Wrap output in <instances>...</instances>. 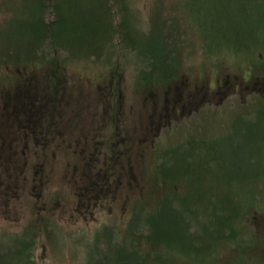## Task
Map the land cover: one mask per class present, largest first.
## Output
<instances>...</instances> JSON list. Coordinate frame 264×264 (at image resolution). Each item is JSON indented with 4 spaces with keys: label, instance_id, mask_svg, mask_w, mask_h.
<instances>
[{
    "label": "rangeland",
    "instance_id": "374dc122",
    "mask_svg": "<svg viewBox=\"0 0 264 264\" xmlns=\"http://www.w3.org/2000/svg\"><path fill=\"white\" fill-rule=\"evenodd\" d=\"M20 1L0 0V101L20 62L72 100L47 152L0 111L4 254L28 238L36 264H264V0H128L113 38L98 0H59L45 36Z\"/></svg>",
    "mask_w": 264,
    "mask_h": 264
},
{
    "label": "flooded vegetation",
    "instance_id": "af4514ba",
    "mask_svg": "<svg viewBox=\"0 0 264 264\" xmlns=\"http://www.w3.org/2000/svg\"><path fill=\"white\" fill-rule=\"evenodd\" d=\"M4 60L0 58V68H8L10 70L11 67L7 66ZM16 66L22 68V70L19 68L20 70L16 71L21 79L15 83L11 94L2 97L0 101V111H13V125H15V129L14 132L11 133L18 137V139L16 137V140H20L19 142L23 144V149L27 148V145L31 142V147L34 151L37 149L40 150L41 148L42 152H47L48 143L50 142L51 144L52 138L57 137L59 132L63 134L68 133L69 130L67 125L70 122L69 119L66 121V116L71 106L70 100L72 99L70 92L67 91L64 86L66 80L64 77L60 78L57 76L56 72L52 70L50 66H43L40 71L35 69L29 71L27 68L30 66H26L25 64ZM3 85L4 80L0 82V87L2 86V91L0 90V93H5L7 89L4 88ZM113 92L115 94V90ZM190 97L191 96L188 98ZM201 99L195 100L199 101ZM192 103L194 104V102ZM197 109L198 105L196 103L195 111H197ZM60 110L63 111L60 113ZM178 114L182 115V112L180 111ZM115 116L116 113H113L111 121L113 118H116ZM74 117L79 119L78 113H75ZM162 117L163 113L161 114V118ZM94 120H96V115H94ZM116 122L117 120L115 119V124ZM81 123L84 126V122L82 121ZM61 124H63L65 128L61 129ZM116 131L117 136H119V129L117 127ZM76 132L85 134L86 131L85 129L80 131L78 128ZM84 144L86 146V142ZM2 146L3 145L0 147ZM95 184L97 185V183ZM149 259L150 258H147L146 261H148L144 263L152 264ZM103 264L106 263L104 262ZM157 264L161 263L159 262Z\"/></svg>",
    "mask_w": 264,
    "mask_h": 264
},
{
    "label": "trees",
    "instance_id": "16d2710c",
    "mask_svg": "<svg viewBox=\"0 0 264 264\" xmlns=\"http://www.w3.org/2000/svg\"><path fill=\"white\" fill-rule=\"evenodd\" d=\"M22 3L24 7H29L30 9L29 16H27L28 19L33 20L35 25L39 27V29H35L37 36H45L43 34L47 31L50 32V30H54L63 20L59 0H21L18 5ZM98 4L100 5L101 10L107 14V19H109L108 26L104 24L101 26L99 24V29L103 31V34H106V31L110 29L111 31L107 33L106 36H111V38H113L112 36L114 33L115 35L118 33L123 36L125 33V23L127 22L125 17L127 16L129 18V14H127L128 8H130L128 0H98ZM116 15L122 18L118 30H115L116 27L114 26ZM50 17L54 18V21L52 23L50 22L51 24L47 22V19ZM97 29L98 28L95 30ZM99 29L98 31L100 32ZM111 38H108L105 42V46ZM123 40L126 41V39ZM19 64H25V62H20ZM176 73L177 71L167 75L166 78H163L164 82L168 83L170 78ZM26 239L28 238H25L24 240H15L13 243L11 242V249L7 250L6 254H4L2 248H0V264H36L31 258L33 245L30 242H27Z\"/></svg>",
    "mask_w": 264,
    "mask_h": 264
}]
</instances>
